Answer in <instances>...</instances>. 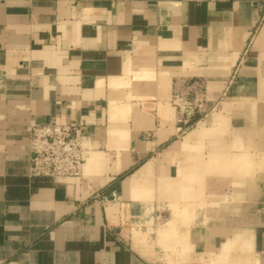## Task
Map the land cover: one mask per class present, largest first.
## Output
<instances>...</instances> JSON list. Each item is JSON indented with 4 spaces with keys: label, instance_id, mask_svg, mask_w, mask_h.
Listing matches in <instances>:
<instances>
[{
    "label": "crops",
    "instance_id": "obj_1",
    "mask_svg": "<svg viewBox=\"0 0 264 264\" xmlns=\"http://www.w3.org/2000/svg\"><path fill=\"white\" fill-rule=\"evenodd\" d=\"M33 121L85 124L81 176L29 177ZM0 264H264V0H0Z\"/></svg>",
    "mask_w": 264,
    "mask_h": 264
},
{
    "label": "built area",
    "instance_id": "obj_2",
    "mask_svg": "<svg viewBox=\"0 0 264 264\" xmlns=\"http://www.w3.org/2000/svg\"><path fill=\"white\" fill-rule=\"evenodd\" d=\"M175 104L179 109L180 130L182 134H185L195 125L193 118L201 108V101H193L179 95ZM84 127L85 124L82 122L69 124L31 122L27 130L31 153L29 177L32 179H66L81 176L85 162ZM119 199L116 192L112 193L111 199L107 196H100L102 203L117 202Z\"/></svg>",
    "mask_w": 264,
    "mask_h": 264
},
{
    "label": "rangeland",
    "instance_id": "obj_3",
    "mask_svg": "<svg viewBox=\"0 0 264 264\" xmlns=\"http://www.w3.org/2000/svg\"><path fill=\"white\" fill-rule=\"evenodd\" d=\"M217 104L215 103L211 107L210 111L207 113V116H208L207 120L209 119L211 120V118H213V121L212 120L211 121L214 122L215 121L214 118L219 115V111H220L218 109L219 104L218 105ZM225 112L227 113L226 110ZM210 126L212 125L210 124ZM229 132H231V126H228V125L226 126L224 124L222 126V133L227 134ZM184 176H185V173L182 172L180 175V179H183ZM193 192H194V195L191 197L188 196L189 198L183 196L184 194L183 191L181 192L182 194L181 193L178 194V197L176 198V200L171 201V205L169 209L160 210V213H162L161 215L163 216H160V213H159L160 218L158 221L155 218L154 214H150V217H151L150 220L148 222H145V226H146L145 230H139V231L132 230L133 242H134L135 247L138 248L139 246H141L145 250H152L155 245H159V246H162L166 250V255H168L167 250H172V251L175 250L174 246L181 247V245L185 243L184 236H175V237L168 238V237L162 236V231H164V229L168 227L167 223L171 215H173V218L176 219L175 224L177 225L175 226V228H177V230L181 229V231L185 229L187 227L186 223H188L185 221L186 208L189 209V210L187 209L188 210L187 213H190V215L194 214L195 216L196 215L199 216L201 212L200 210L201 205L198 203L201 201V198H200L201 196L197 195L196 193L197 191L193 190ZM194 224L195 223H193V225ZM190 225H191V222H190ZM129 233L131 232L129 231ZM157 238H158V241H157ZM172 254H175V253L172 252Z\"/></svg>",
    "mask_w": 264,
    "mask_h": 264
}]
</instances>
